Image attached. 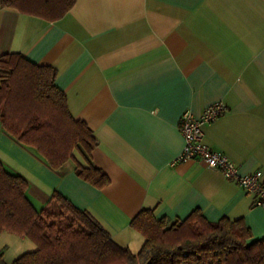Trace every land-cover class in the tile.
<instances>
[{
	"label": "crops",
	"instance_id": "obj_1",
	"mask_svg": "<svg viewBox=\"0 0 264 264\" xmlns=\"http://www.w3.org/2000/svg\"><path fill=\"white\" fill-rule=\"evenodd\" d=\"M4 53L57 70L68 111L97 140L90 163L110 179L92 185L74 160L50 167L0 121V161L27 180L37 209L58 192L132 253L145 241L130 225L141 209L171 220L195 209L209 221L243 219L251 241L264 238V207L233 178L197 159L172 164L184 145L182 113L222 103L226 111L202 125L203 142L240 174L264 178V0H76L55 21L0 3ZM36 248L0 234L6 264Z\"/></svg>",
	"mask_w": 264,
	"mask_h": 264
},
{
	"label": "trees",
	"instance_id": "obj_2",
	"mask_svg": "<svg viewBox=\"0 0 264 264\" xmlns=\"http://www.w3.org/2000/svg\"><path fill=\"white\" fill-rule=\"evenodd\" d=\"M76 0H0L3 7L49 21L62 18ZM57 70L37 64L20 53L0 55V121L19 143L35 150L48 165L68 160L76 174L102 188L107 174L90 163L97 146L90 126L72 117L66 95L55 83ZM78 151L87 161L83 166ZM28 182L0 161V234L28 237L37 248L11 264H264V238L251 241L243 219L209 221L199 209L184 219L156 218L141 209L130 225L144 244L136 253L115 244L110 234L86 211L54 192L37 209L26 191ZM0 264L2 261L0 254Z\"/></svg>",
	"mask_w": 264,
	"mask_h": 264
},
{
	"label": "built area",
	"instance_id": "obj_3",
	"mask_svg": "<svg viewBox=\"0 0 264 264\" xmlns=\"http://www.w3.org/2000/svg\"><path fill=\"white\" fill-rule=\"evenodd\" d=\"M225 111L224 104L216 103L208 106L198 116L189 111L183 112L179 121V129L183 135L184 145L172 164L197 159L210 168L222 171L226 177L233 178L246 193L253 197L256 205L264 207V178H262V172L255 170L251 173L240 174L232 160L203 142L202 125L213 121ZM180 264H186V262L183 261Z\"/></svg>",
	"mask_w": 264,
	"mask_h": 264
}]
</instances>
